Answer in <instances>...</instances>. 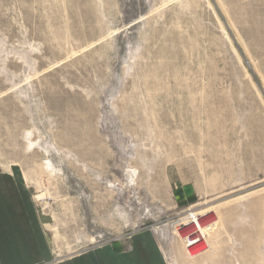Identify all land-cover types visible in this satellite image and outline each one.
<instances>
[{"label":"rangeland","instance_id":"374dc122","mask_svg":"<svg viewBox=\"0 0 264 264\" xmlns=\"http://www.w3.org/2000/svg\"><path fill=\"white\" fill-rule=\"evenodd\" d=\"M12 168L56 257L150 229L168 264H264V0H0Z\"/></svg>","mask_w":264,"mask_h":264},{"label":"crops","instance_id":"0c3cea01","mask_svg":"<svg viewBox=\"0 0 264 264\" xmlns=\"http://www.w3.org/2000/svg\"><path fill=\"white\" fill-rule=\"evenodd\" d=\"M181 191L180 193L184 195ZM0 264H168L152 230L56 257L18 168L0 171Z\"/></svg>","mask_w":264,"mask_h":264},{"label":"trees","instance_id":"16d2710c","mask_svg":"<svg viewBox=\"0 0 264 264\" xmlns=\"http://www.w3.org/2000/svg\"><path fill=\"white\" fill-rule=\"evenodd\" d=\"M180 192H181L180 190H177V191L173 192V194L175 195V198H176L177 196H180V195H181ZM188 195H189V194H188Z\"/></svg>","mask_w":264,"mask_h":264},{"label":"built area","instance_id":"2783aa9c","mask_svg":"<svg viewBox=\"0 0 264 264\" xmlns=\"http://www.w3.org/2000/svg\"><path fill=\"white\" fill-rule=\"evenodd\" d=\"M197 242H198V241H196V242H194V243H192V244H191V243H189V246H191V245H193V244H196ZM190 244H191V245H190ZM97 245H98V244H97ZM189 246H188V247H189Z\"/></svg>","mask_w":264,"mask_h":264}]
</instances>
